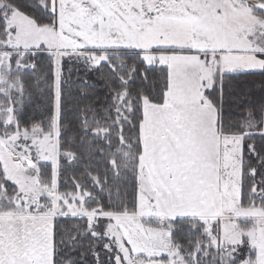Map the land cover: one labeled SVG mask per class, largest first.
<instances>
[{"label": "snow or ice", "instance_id": "1", "mask_svg": "<svg viewBox=\"0 0 264 264\" xmlns=\"http://www.w3.org/2000/svg\"><path fill=\"white\" fill-rule=\"evenodd\" d=\"M30 8L23 15L34 35L13 22L12 0H0V146L21 153L27 178H9L0 160V264H48V222L38 214L51 197L33 201L26 186L60 192L65 166L75 171L55 201L51 264H85V239L90 264H264V86L246 83L247 103L224 110L226 85L232 96L241 77L264 80V0H36ZM73 65L84 72L81 98L95 94L90 75L106 92L99 107L77 105L67 121ZM189 87L219 129L225 163L211 169L190 156L161 172L143 100ZM35 99L47 115L26 120Z\"/></svg>", "mask_w": 264, "mask_h": 264}, {"label": "rangeland", "instance_id": "2", "mask_svg": "<svg viewBox=\"0 0 264 264\" xmlns=\"http://www.w3.org/2000/svg\"><path fill=\"white\" fill-rule=\"evenodd\" d=\"M13 22L17 23L25 33L35 34L31 21L22 13L13 11ZM55 35H58V33L50 34V36ZM54 42L59 43V41ZM143 104L148 110L151 127L155 130L152 137L155 141V167L157 169L164 172L169 166L189 163L188 157L190 156L201 160L203 163L206 162L205 157L209 158V155H211V159H215V151L207 152L204 150L207 145H204V138L199 133V131H207L205 129L207 123L202 121V116L208 111L198 104L196 93L190 87L183 93H177L174 88L170 89L162 104L149 103L147 99L143 100ZM40 147L48 150L52 158L55 159L56 149L54 144L49 145L46 140H43L40 142ZM202 147L204 151H201ZM20 156V152L9 151L8 148L0 146V160L3 161L2 167L6 174L9 178L23 183L27 178L24 177L19 166L17 157ZM210 158L209 162L211 161ZM26 187L32 193L33 201L40 194L51 197L52 207L45 206L44 210L38 214L39 219L48 222L46 229L47 243L44 251L45 259L48 264H51L53 250L51 217L58 213L59 206L55 201L65 194L56 192L54 188H42L41 185L35 184L31 180L28 181ZM155 250V246H151L147 249V254L152 255ZM143 264H166V261L145 260Z\"/></svg>", "mask_w": 264, "mask_h": 264}, {"label": "trees", "instance_id": "3", "mask_svg": "<svg viewBox=\"0 0 264 264\" xmlns=\"http://www.w3.org/2000/svg\"><path fill=\"white\" fill-rule=\"evenodd\" d=\"M12 2L19 8L18 12H20L22 14L27 12V13H29V15H32L35 12L34 9L30 8V5L34 4L36 2V0H12ZM13 11H16V9H13ZM75 67H76L75 65L72 66L73 70L71 71L70 74L67 71V69L65 70V77L70 79L75 85L74 87L71 88V95H69L67 91H66V95H65L64 110L66 113L65 120H67V121L73 120V117L75 116V109H76L77 105L92 104V105H96L97 107H99V105L102 104L104 102V99H105L106 89L104 88L103 83L100 81V77L99 76H97V77L91 76V75L89 76V80L94 82V84H95V87H94V89L91 90V92H93L95 94H90L85 98H81L78 89L80 86L79 81H80V79H83L84 72H83V69H81L79 72H77L75 70ZM159 75H160L159 85H160V90H162L164 87V79H163L164 74L160 73ZM252 81L260 83L261 86H264V80H262V78L259 75L250 76V77H241L240 80L236 82L240 88L237 89L232 96H229L228 87L226 85L225 95H224V110L226 113L237 110V105L242 101L244 103H247L246 99L241 96V91H242V89L246 83H250ZM136 87L137 86H133V91L136 90ZM160 90L151 94L152 99L155 101V103H153V104H162L164 102L165 96L160 95ZM38 102H39L38 99H35V100H33L32 104L26 108V110H25V119L26 120L32 121L33 118H35L36 120H40V118L42 116L47 115L46 109H37L36 108V104ZM233 120H234V118H233ZM43 123H44L45 127L47 128V126H48L47 121L44 120ZM74 131H75L74 128L70 129V132H74ZM217 131L219 132L218 128H217ZM126 135H127V133H126ZM74 171H75L74 167L72 169H69L67 166H65L64 179L67 181V183L62 185L60 193L66 194L67 191L72 188L73 181L71 180V175ZM76 175L79 176L78 171L76 172ZM67 223H71V221H68ZM80 223L82 224L83 222L81 221ZM57 239H59V237ZM91 243L92 242H90L88 239H85V242L82 246V251L85 254V256L87 257V259L85 260V264H90V261H91V257L88 256V253L91 250ZM100 244L101 245L103 244L102 240L100 241ZM101 253L103 256L102 248H101ZM77 264H79V261H77Z\"/></svg>", "mask_w": 264, "mask_h": 264}, {"label": "crops", "instance_id": "4", "mask_svg": "<svg viewBox=\"0 0 264 264\" xmlns=\"http://www.w3.org/2000/svg\"><path fill=\"white\" fill-rule=\"evenodd\" d=\"M166 98V95H165ZM202 121H204V123L206 122L207 124L205 125V129L207 131H199V133L201 134V137L204 138V145L207 147H205V151H215V159H211V155H209L210 158V162H209V158L205 157V160L207 164H205L207 167L211 168V169H215V167L217 166H222L225 163V157L227 155V153H225L222 145L224 143V140L221 138V134H219V132L217 131V128H214L212 126V119L210 114L208 113H204L202 116ZM208 126V127H206ZM203 147L201 151H204ZM214 157V156H213ZM238 159V157H237ZM230 162V161H229Z\"/></svg>", "mask_w": 264, "mask_h": 264}]
</instances>
